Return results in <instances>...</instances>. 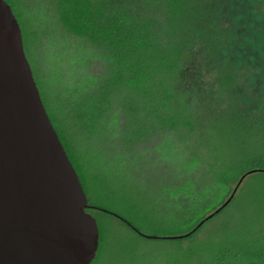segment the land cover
<instances>
[{"label": "trees", "instance_id": "1", "mask_svg": "<svg viewBox=\"0 0 264 264\" xmlns=\"http://www.w3.org/2000/svg\"><path fill=\"white\" fill-rule=\"evenodd\" d=\"M6 1L88 211L117 217L132 233L130 247L97 220L100 244L91 264H264V224L199 236L242 194L264 196V72L229 26L225 0H44L60 32L54 36L75 40L86 59L87 78L68 86L45 84L31 53L49 27L36 29L27 0ZM106 152L115 164H103ZM138 161L166 167L156 187L172 194L140 200ZM243 176L232 200L206 219ZM186 181L192 189L183 190ZM141 241L152 249L138 251Z\"/></svg>", "mask_w": 264, "mask_h": 264}, {"label": "water", "instance_id": "2", "mask_svg": "<svg viewBox=\"0 0 264 264\" xmlns=\"http://www.w3.org/2000/svg\"><path fill=\"white\" fill-rule=\"evenodd\" d=\"M244 177L206 219L232 200ZM88 208L43 102L20 23L0 0V264H91L100 231Z\"/></svg>", "mask_w": 264, "mask_h": 264}, {"label": "rangeland", "instance_id": "3", "mask_svg": "<svg viewBox=\"0 0 264 264\" xmlns=\"http://www.w3.org/2000/svg\"><path fill=\"white\" fill-rule=\"evenodd\" d=\"M44 0H27L28 12L36 16L35 26L36 29H40V24L45 23L43 27H49V32L41 40L38 47L32 48L33 59L35 64L38 66L39 76L46 82L45 84L60 83L62 85H70L75 80L80 78H87V70L84 67L85 57L84 52L80 51L79 46L76 41L69 36H54L58 35L59 29L55 25H51V20L49 13H47L46 7H42ZM35 8V9H34ZM224 9L226 12V18L228 20L229 26L234 27L242 43H245L249 47V51L252 55H255L258 59L252 61L254 65L259 66L264 72V42L261 38V31L264 29V0H225ZM34 17V16H33ZM33 21V23H34ZM51 26V27H50ZM53 33H51V32ZM80 52V53H79ZM244 65H248V58L244 57ZM92 71V69L90 68ZM82 80V79H81ZM264 83V77L260 78L258 84L261 87ZM201 129L203 138V128ZM118 139V138H117ZM110 151V149H107ZM116 156L111 154V152H106L102 156L103 164L110 165L115 164ZM137 177L135 179V185L137 186V195H142L139 199L143 200L144 196L150 195L151 200L158 202L159 197H165V195H171V190L166 194L162 193L159 186L162 184V177L165 176L166 167L159 166L154 168L150 164L144 161L137 162ZM109 173V169H105ZM114 174L118 172L113 170ZM172 179V178H171ZM155 185V187L153 186ZM183 186V190H190L192 187L186 181ZM135 187V186H134ZM164 190V189H163ZM149 193V194H145ZM161 197V198H162ZM254 198H260L264 200V196H249L247 194H242L238 201L226 212V214L215 218L205 225L203 229L200 230V237H208L210 235V230L214 231L220 235L225 229V226L229 231H235L238 224H264V202H255ZM172 200L168 199L160 203H165L166 205L171 204ZM262 208L260 216H256L257 207ZM92 213L101 224L106 225L107 232L111 237L117 238L118 240L129 244L132 247L131 240L132 233L124 225V223L117 217H114L108 213L93 210ZM259 221V222H256ZM234 228V229H233ZM214 234V233H213ZM212 238H219V236H213ZM211 238V236H210ZM152 242L139 243L138 251H145L152 249ZM154 245V244H153ZM106 264H109L108 262Z\"/></svg>", "mask_w": 264, "mask_h": 264}]
</instances>
